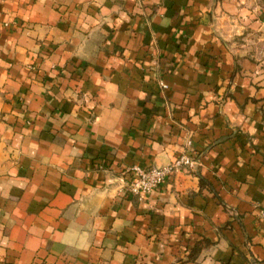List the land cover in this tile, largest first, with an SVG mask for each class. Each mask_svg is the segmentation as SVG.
<instances>
[{
	"label": "crops",
	"instance_id": "1",
	"mask_svg": "<svg viewBox=\"0 0 264 264\" xmlns=\"http://www.w3.org/2000/svg\"><path fill=\"white\" fill-rule=\"evenodd\" d=\"M0 264H264V0H0Z\"/></svg>",
	"mask_w": 264,
	"mask_h": 264
},
{
	"label": "built area",
	"instance_id": "2",
	"mask_svg": "<svg viewBox=\"0 0 264 264\" xmlns=\"http://www.w3.org/2000/svg\"><path fill=\"white\" fill-rule=\"evenodd\" d=\"M196 163L197 160L192 155L183 153L162 166H133L128 169L127 190L139 200H143L161 187L171 174L183 169H192Z\"/></svg>",
	"mask_w": 264,
	"mask_h": 264
}]
</instances>
